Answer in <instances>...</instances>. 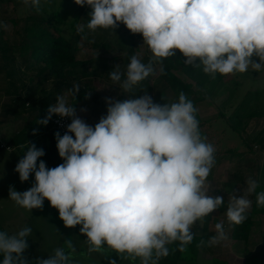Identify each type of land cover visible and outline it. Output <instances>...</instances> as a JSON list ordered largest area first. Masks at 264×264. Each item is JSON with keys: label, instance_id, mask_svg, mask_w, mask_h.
I'll return each instance as SVG.
<instances>
[{"label": "clouds", "instance_id": "1", "mask_svg": "<svg viewBox=\"0 0 264 264\" xmlns=\"http://www.w3.org/2000/svg\"><path fill=\"white\" fill-rule=\"evenodd\" d=\"M74 2L90 6L89 30L116 29L123 23L131 33L142 34L154 57H172L178 50L186 65H203V72L213 78L217 73L264 68V0ZM30 3L40 10L41 0ZM84 28L78 25L77 31ZM152 70L151 62L146 65L134 55L126 73L115 70L109 75L128 90ZM122 75L126 78L121 83ZM72 91L78 94L79 85ZM105 101L107 114L93 126L63 96L56 98L36 123L46 126L53 115L71 120L63 135L54 134L63 163L48 168L40 159L44 149L27 143L14 171L21 182L34 175V183L23 192L9 186V198L28 210L42 209L44 201H49L65 227L81 226L90 253L107 245L133 261L140 258V264H158L169 254L166 245L179 241L184 251L193 241L195 222L224 204L223 197L210 196L205 189L216 149L202 137L197 109L183 91L171 105L158 104L148 94L124 101L106 97ZM38 131L33 129L32 134ZM257 187V181L249 178L244 195L233 193L226 211L230 223L239 225L246 220L252 204L248 196L253 193L257 205L264 206V191L257 193ZM215 230L207 242L210 246L228 239L223 222ZM31 232L27 226L13 235L0 232L2 264H29L23 254ZM65 244L69 251L57 248L47 259L37 258L36 264H73L75 248L71 240Z\"/></svg>", "mask_w": 264, "mask_h": 264}, {"label": "rangeland", "instance_id": "2", "mask_svg": "<svg viewBox=\"0 0 264 264\" xmlns=\"http://www.w3.org/2000/svg\"><path fill=\"white\" fill-rule=\"evenodd\" d=\"M31 7L30 0L28 4H25L24 0H0V24L7 25L6 29L2 27L1 30L3 32L2 41L6 46L12 48L11 54L18 61L22 55L28 53V50L21 45L20 33L25 26L26 17L34 15ZM40 10L45 14L57 12L61 28L67 35L74 29L77 30L78 25H85L84 31L80 32V50L77 55V59L85 64L72 73L75 77L81 78L83 82H89L91 85L90 97L85 102L78 104L76 111L77 115L89 125L94 126L102 116L107 114L106 97L118 101L130 100V94L135 91L136 85L139 86V83L132 86L131 89L125 90L120 86V83H114L109 74L115 70L122 74L126 73L131 57L134 55L146 65L151 62L154 74L148 77L151 85L149 95L154 102L161 105L176 103L175 96L163 86L156 74L158 71L156 62L160 58L153 56L149 47L144 43L142 34L131 33L123 23H120L116 29L89 30L86 25L90 20L91 8L87 5L78 6L74 0H41ZM255 60L259 62L258 57H255ZM252 73L257 74L253 77ZM5 75L0 74V138L5 144L7 142L9 144L10 139L26 126L31 114L18 111L16 118L5 119V105L11 103V96L7 94L9 80ZM178 75L187 83H191L184 75L180 73ZM122 77L126 78L124 75ZM23 79L25 83L31 85L33 83V90L28 91L27 89L25 92H20L19 96H16L19 102L15 106L19 107L22 102L30 98L31 102L26 105L29 111L33 103V106L43 101L55 104L58 96H63L67 104L71 105L74 94L66 88V84L58 94L57 87L52 80L37 87L40 79L30 71L23 76ZM235 81L241 85V92L233 102L231 110L223 108L230 92L228 90H224L213 100L209 99L197 105L198 115L202 121H214L212 125L208 124L202 132L210 137L209 143L216 149L214 153L215 165L205 182V189L210 196L223 197L226 204H229L230 197L234 192L237 195L245 194L249 178L255 179L258 185L264 186V149H261L258 144V139L264 136V118L248 122L244 129L243 139L253 148L254 153H249V148L242 143L243 139L236 136L224 123L216 120L222 110L229 116L246 92L264 89V68L255 71L249 67L245 73L229 74L226 77L227 84L231 85ZM74 85H77V82L73 83L72 89ZM81 87L84 86L79 85L80 89ZM51 93H54V96H50ZM54 116L56 117V115ZM228 149L236 150V152L228 154L226 153ZM2 150L0 149V231L13 235L26 226L32 228L31 234L26 238L28 248L32 241H36L42 244V250L33 257H27L26 251L24 252L23 255L29 264H36L37 258L47 259L54 254L57 248L63 247L66 252L69 251L65 244L66 240H71L75 248L72 257L73 264H110L112 260H115L116 264H140V258L133 261L127 258V254L118 253L107 245H104L100 252L90 253L87 238L80 233L81 226L65 227L63 221L59 219L58 210L51 207L47 200L44 201L42 209L28 210L16 205L9 198V186L23 192L33 185L34 175L30 176L28 181L21 182L19 174L14 171L16 164L22 158L21 154L15 149L13 152ZM217 191L218 193H216ZM251 196H248V199L252 202ZM202 219L198 221L203 224ZM217 220L222 222V218ZM195 224L191 228L192 232H197V228H200H196ZM223 225L228 239L216 245L217 247H209L208 257L203 256L199 259V257L193 256L190 258L191 256L187 254L186 261H180L178 264H214V262L216 264H245V260L246 264H264V215L255 218V225L246 237L248 240H236L231 237L233 228L227 217ZM244 240H246L245 243ZM248 257L250 258L246 259ZM2 260L3 254H0V264H2ZM187 260L193 263H189Z\"/></svg>", "mask_w": 264, "mask_h": 264}, {"label": "trees", "instance_id": "3", "mask_svg": "<svg viewBox=\"0 0 264 264\" xmlns=\"http://www.w3.org/2000/svg\"><path fill=\"white\" fill-rule=\"evenodd\" d=\"M34 15H29L25 19V26L22 29L21 45L28 50L26 55H22L20 60L14 58L11 54L12 48L6 46L2 41L3 32L0 27V74H6L5 76L9 80V92L11 96V103L5 105V119L16 118L18 113L31 114L27 120L26 126L21 131L15 134L9 141L8 146L15 149L16 152L20 153L22 158L27 151V143H34L37 148H43L45 155L40 159L46 162L48 168H53L61 163L63 160L58 155V149L56 147L55 133L58 132L54 129L52 119L46 126L37 124L38 119H43L47 114V109L50 102H40L37 105L31 106V110H27L26 105L31 102L28 98L22 102L19 107L17 104L20 92L33 90L32 83H25L23 76L29 71L35 74L40 79L37 87L41 86L48 80H52L56 85V91L58 94L61 93L63 85H67L66 88L72 92V85L77 82L78 85H82L78 94L72 95L71 106H74L77 111V106L80 103L85 102L88 98L91 85L89 82H83L81 78L75 77L73 71L77 68L82 67L85 63L77 59V55L80 50V32L74 29L73 32L67 35L61 28V22L58 18L57 12H51L45 14L42 10L37 11L35 7H31ZM82 12V11H80ZM183 54L178 50L172 57L160 58L156 62L157 76L160 82L170 90L175 96L176 102H178L179 94L181 91L185 93L187 98L193 102L194 107L197 109V105L201 102L209 99L213 100L217 98L224 90H228L229 95L227 101L224 103L223 108L231 110L233 102L236 100L237 95L240 94V84L238 81L227 84L226 77L229 75H221L217 73L215 78L211 75L203 72V65L199 67L194 65H186ZM255 60V56L253 57ZM257 60V59H256ZM255 60V61H256ZM199 64V61L196 62ZM163 68V74L161 73ZM178 73L184 75L191 83L184 81ZM154 73L151 72L149 75L152 76ZM257 73H252L253 77ZM149 77V76H148ZM146 77L143 81L139 82V86L135 91L130 94V99L138 98L145 94L151 93L150 80ZM121 80H124L122 77ZM29 84V85H26ZM50 96H54L51 93ZM19 111V112H18ZM225 111V110H224ZM196 119L199 121V128L201 135L206 137V142L209 143L210 137L205 135L204 132L206 126L214 122L213 120L202 121L198 115V111L195 113ZM264 118V89L250 90L242 96L237 106H235L229 116L226 113L219 112L216 120L224 123L236 136L243 139L244 129L248 122ZM33 129H38V133L33 135ZM62 135V134H61ZM242 143L247 146L249 153H254L251 146L248 145L247 141L243 139ZM258 144L261 149H264V136L258 139ZM25 145V147H21ZM236 150L228 149L226 153H235ZM264 191V186L258 185L256 192ZM212 213L205 216L204 230L206 231L209 227V221ZM264 215V206H258L256 203V194L252 195V211L246 213V220L239 225L231 223L233 228L232 237L236 240L246 239L247 235L250 234L252 228L255 225V218ZM204 241L201 244V241ZM209 241V236H205L201 239L193 237V241L185 246L184 251L180 250L179 241L173 242L166 245L169 249V254L166 257H161L158 264H178L180 261L186 259V255L189 254L192 258H197L198 251L200 249L206 250V244ZM40 242L32 241L30 247L26 250L25 255L27 257H33L42 249ZM189 258V259H190ZM186 261V260H185ZM189 263L191 261L187 260ZM187 262V263H188ZM193 263V262H191Z\"/></svg>", "mask_w": 264, "mask_h": 264}, {"label": "crops", "instance_id": "4", "mask_svg": "<svg viewBox=\"0 0 264 264\" xmlns=\"http://www.w3.org/2000/svg\"><path fill=\"white\" fill-rule=\"evenodd\" d=\"M0 142L4 143V141H2V139L0 138ZM5 144V143H4ZM8 145V142L6 143ZM2 151H5V150H2ZM218 193V191L216 192ZM253 195V194H252ZM252 197V196H251ZM227 207H228V204H226V201L224 200V204L221 206V208H219L218 210L214 211L210 217V221H209V227L208 229L205 231L204 230V221H205V217H203V224L201 221H196V228L197 227H200V228H197L198 231L197 232H193L194 236L201 239L205 236H209V239L214 236L216 234V230H215V225L217 223L220 222V220H217V219H220L222 218V222L224 223V221H226V210H227ZM252 211V207H251V210L247 211V213L251 212ZM1 232V231H0ZM232 237V236H231ZM248 240V238L246 239ZM246 240H244V243L246 242ZM218 245V244H217ZM211 246H215L217 247L216 245H211ZM208 243L206 244V250H202L200 249L198 251V254H197V258L199 257V259L203 256H207L208 253L207 251H209V247H211ZM264 248V247H263ZM262 248V249H263ZM250 253V252H249ZM251 253H253V251H251ZM208 257V256H207ZM251 257V256H250ZM250 257L246 258V259H249ZM227 262V261H226ZM246 260H245V264H246ZM214 264H216V262H214Z\"/></svg>", "mask_w": 264, "mask_h": 264}, {"label": "built area", "instance_id": "5", "mask_svg": "<svg viewBox=\"0 0 264 264\" xmlns=\"http://www.w3.org/2000/svg\"><path fill=\"white\" fill-rule=\"evenodd\" d=\"M54 129H56L60 134H64L66 131V126L71 122L69 118H60L58 116L52 119ZM0 149L7 150L8 152H13L14 149L8 145L1 143Z\"/></svg>", "mask_w": 264, "mask_h": 264}]
</instances>
